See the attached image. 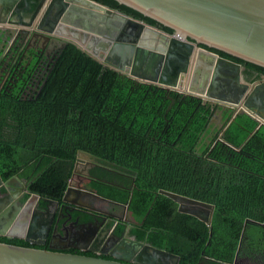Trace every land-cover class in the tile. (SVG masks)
I'll return each instance as SVG.
<instances>
[{
  "label": "trees",
  "instance_id": "16d2710c",
  "mask_svg": "<svg viewBox=\"0 0 264 264\" xmlns=\"http://www.w3.org/2000/svg\"><path fill=\"white\" fill-rule=\"evenodd\" d=\"M95 1L172 32L117 0ZM210 49L238 62L244 73L264 74L263 66ZM22 52L23 46L7 71L21 65ZM37 57L11 89L5 78L0 83L1 179L16 176L27 192L59 201L75 153L83 149L96 156L88 186L126 204L127 232L176 254V264L203 256L229 264L235 253L264 257V123L238 112L223 129L228 117L215 127V103L120 73L71 41L28 97L19 91ZM158 188L212 203L209 224L176 210ZM0 241L45 247L5 235Z\"/></svg>",
  "mask_w": 264,
  "mask_h": 264
},
{
  "label": "water",
  "instance_id": "95a60500",
  "mask_svg": "<svg viewBox=\"0 0 264 264\" xmlns=\"http://www.w3.org/2000/svg\"><path fill=\"white\" fill-rule=\"evenodd\" d=\"M117 1L170 27L172 32H166L95 0H0V34L3 36V30L13 28L19 22L25 24L26 20H32L31 27L35 28L36 24L43 31L38 34L44 39H61L57 53L65 41H71L109 67L137 80L172 87L203 100L222 99L230 102L228 104L234 106V110L222 129L237 112L247 114L258 124L264 123V79L253 86V82L248 83V91H238L235 95L236 81L243 80L240 64L210 49L216 48L264 67V0ZM13 15L14 21L11 19ZM45 18L49 24L42 28L41 23ZM11 22L14 24L10 25ZM2 41L0 62L6 66L4 63H11L19 44L18 38L12 35H4ZM27 46L28 43L25 44ZM9 50L13 51L11 57L7 54ZM23 52L16 63L22 58ZM227 68L235 70L232 80L218 79V75H229ZM241 96L246 98L239 100ZM221 133L222 130L218 134ZM84 160L94 162L96 156L86 150L77 149L71 174L61 196L62 200L73 206L84 205L78 199L84 189L72 181L73 175H77L75 172L80 171L77 168L80 166L79 162ZM22 187L25 189V185ZM157 191L173 200L176 210L192 214L209 224L212 203L163 188H158ZM27 205L15 202V198L9 202L0 201V234L26 241L42 240L32 239L41 236V233L31 230L33 215L20 221V215ZM122 206L125 211L126 204ZM118 237L111 231L109 236L100 237L97 233L90 235L80 229L73 232V235L62 234L60 237L62 240L72 238L71 245L76 248L107 253L110 257L0 241V264L177 262V255L172 252L132 238L115 241ZM76 238L83 239L77 241ZM204 258L206 257L203 256L202 259ZM235 258L236 253L233 261ZM202 259L199 258L195 264H202ZM260 264H264V257Z\"/></svg>",
  "mask_w": 264,
  "mask_h": 264
},
{
  "label": "flooded vegetation",
  "instance_id": "af4514ba",
  "mask_svg": "<svg viewBox=\"0 0 264 264\" xmlns=\"http://www.w3.org/2000/svg\"><path fill=\"white\" fill-rule=\"evenodd\" d=\"M11 19L14 21L15 16L13 15ZM27 21L29 22L26 23ZM26 22L25 24L23 22H19V25L15 24L14 26H12L13 28H9V29L2 31V34L4 35L16 36L18 38V44H19L18 49L21 46H23V49L25 51L23 52L22 58L18 62L21 65H16L15 70H14V67H15L14 66L13 68H10L9 71H7L8 69L7 66L10 65L12 61H15V60H12L11 63L9 64L7 62L4 63L5 65L7 64L6 66L1 65L2 62H0V83L5 78L6 79L5 88L11 89V87L17 81L22 79V72L24 70L23 66L27 65V63L30 61V59L33 56L35 57L36 55H38L35 65L31 69L29 74L26 76L23 84L21 85V89L19 91L21 94L29 96V95L35 94L40 88L43 82V79L45 77V74L48 71V68H50V65L52 64L54 57L57 55V51L61 43V39L60 38L58 39L49 38L48 40H46L40 34H38V32H41L42 30L37 28L35 26L36 24L34 25L35 28L31 27L32 20L31 21L26 20ZM11 24H14V23L11 22L10 25ZM48 24H49L48 19L46 18L43 19L41 23L42 28L48 26ZM3 36L0 34L1 45L3 43L2 41ZM27 43H28V46L25 47V44ZM48 43H51L54 45V48L50 49V51L46 50V46ZM41 45H42V48L40 49ZM28 51L29 53L25 54ZM7 54H8V57H11L13 54V51L9 50ZM181 57H184V55H181ZM21 60H22V63H20ZM1 67L3 68L1 69ZM226 70L227 72H230L227 77L225 75H218L217 78L227 79L231 81L234 76L235 70L231 68H227ZM240 73H241L243 80L239 81L238 79L236 83L234 82L237 88L235 95L238 94V91H240L241 93L248 91V86H249L248 83L253 82L252 84L253 86L254 83L257 84L259 81L264 79V74L261 72H257L255 70H249L247 71V73H244L241 68V65H240ZM9 79L10 81H8ZM168 88H172V87H168ZM245 98L246 97L241 96L239 97V100L245 99ZM205 100L215 103L216 107L213 112V117L216 116L218 120L219 119L221 120V122L224 119H226V117L229 118L231 112L234 110V106L229 105L228 103L230 102L228 101H225V100L222 101V99H218L219 101H215L214 99L210 100L208 98ZM95 162L96 160L94 162L86 161V160L79 162L80 166H78L77 168L80 171H76L75 173H77V175H73L72 177V181L74 182L73 184H77V186L84 189V192L81 193L78 198L80 201L84 203L83 206L82 205L73 206L72 204L65 202L61 198H60L61 200L57 201L56 203V200L52 198L49 199L44 196H39V195L36 196L37 194H34L32 192H27L25 190L26 181L19 179L16 176H10L5 179L0 178L1 179L0 180V201L9 202V200L12 201L13 198H15V202L27 203L28 204L27 207L20 215V221L22 219H25V217L27 218L28 215H31V216L33 215L32 216L33 227H31V230L33 232L41 233L40 237L36 236L35 238L34 237L32 238V239L41 238L42 239L41 241L36 242L35 240H32V241L25 240L26 242L30 244H40L42 246H45L46 248L47 247L49 248L56 247L57 249L71 248L73 251H76V250L89 251L86 248L79 249V248L72 246L71 245L72 238H69V239L64 238V240L60 239L62 234H64V236L73 235V232H75L78 229H80L81 232L83 233H90V235L91 233L92 234L97 233L98 236L100 237L109 236V231H111L115 235L119 236L117 240L115 241H118L121 238H123L124 240H128L129 238L137 240L134 238L132 234H129L127 232L128 230H127V225H126L127 224L126 215H124L125 211L123 210V206H122L123 203L105 198L95 193L91 189V187L88 186L87 182L92 176L89 170L95 164ZM24 185H25V189L22 187ZM89 192L95 193L98 196L94 194H90ZM30 193H32V195ZM41 200L43 201V203L40 202ZM120 207H122V209ZM75 210H78V215L75 214ZM81 214L82 215L84 214L85 216L83 219H79ZM50 216H51V219H50L51 221H49L50 223L48 222V225H47V220ZM37 221H39L38 225H37ZM120 224H121V228L119 230H116V227ZM53 226L55 227L54 229H53ZM6 237L10 238L13 236H6ZM80 239H83V238H80ZM80 239L76 238L77 241H82ZM91 252H94L95 255H99L103 257H106V256L110 257V255H108L107 253H100L97 251H91ZM200 258L202 259V257ZM205 260L206 258L202 259V264H214V263H208ZM261 260H256L255 258H253L252 256L248 254L247 255L238 254L236 255V258L234 261L232 259L233 263L232 261L231 263L232 264H258L259 262H261ZM196 262L197 261L191 264H195Z\"/></svg>",
  "mask_w": 264,
  "mask_h": 264
},
{
  "label": "rangeland",
  "instance_id": "374dc122",
  "mask_svg": "<svg viewBox=\"0 0 264 264\" xmlns=\"http://www.w3.org/2000/svg\"><path fill=\"white\" fill-rule=\"evenodd\" d=\"M52 48H54V45L51 44V43H48L47 46H46V50H47V51H50V49H52ZM211 121H212L213 125H215V127H216V126H219V124H220V122H221V120H220V119L218 120L216 116H214V117L211 119ZM213 127H214V126H213ZM120 208L122 209V207H120ZM120 208H119V209H120ZM249 229L252 230V229H253V226H250ZM249 229H248V230H249ZM260 263H261V262H259L258 264H260Z\"/></svg>",
  "mask_w": 264,
  "mask_h": 264
},
{
  "label": "built area",
  "instance_id": "2783aa9c",
  "mask_svg": "<svg viewBox=\"0 0 264 264\" xmlns=\"http://www.w3.org/2000/svg\"><path fill=\"white\" fill-rule=\"evenodd\" d=\"M48 69H49V68H48ZM46 73H47V72H46ZM22 95H23V94H22ZM32 95H33V94H32ZM29 96H31V95H29ZM29 96H28V97H29Z\"/></svg>",
  "mask_w": 264,
  "mask_h": 264
},
{
  "label": "crops",
  "instance_id": "0c3cea01",
  "mask_svg": "<svg viewBox=\"0 0 264 264\" xmlns=\"http://www.w3.org/2000/svg\"><path fill=\"white\" fill-rule=\"evenodd\" d=\"M234 256H235V255H234ZM234 256H233V257H234Z\"/></svg>",
  "mask_w": 264,
  "mask_h": 264
}]
</instances>
